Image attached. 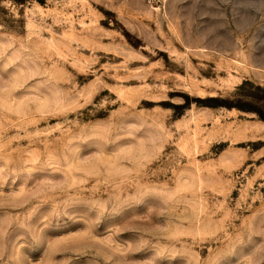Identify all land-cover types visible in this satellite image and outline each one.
<instances>
[{
  "label": "rangeland",
  "instance_id": "obj_1",
  "mask_svg": "<svg viewBox=\"0 0 264 264\" xmlns=\"http://www.w3.org/2000/svg\"><path fill=\"white\" fill-rule=\"evenodd\" d=\"M0 264H264V0H0Z\"/></svg>",
  "mask_w": 264,
  "mask_h": 264
},
{
  "label": "trees",
  "instance_id": "obj_2",
  "mask_svg": "<svg viewBox=\"0 0 264 264\" xmlns=\"http://www.w3.org/2000/svg\"><path fill=\"white\" fill-rule=\"evenodd\" d=\"M17 1H20V0H17Z\"/></svg>",
  "mask_w": 264,
  "mask_h": 264
}]
</instances>
